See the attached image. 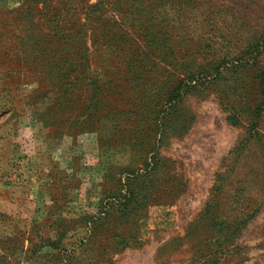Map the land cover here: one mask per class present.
Returning <instances> with one entry per match:
<instances>
[{
  "label": "rangeland",
  "instance_id": "rangeland-1",
  "mask_svg": "<svg viewBox=\"0 0 264 264\" xmlns=\"http://www.w3.org/2000/svg\"><path fill=\"white\" fill-rule=\"evenodd\" d=\"M0 264H264V0H0Z\"/></svg>",
  "mask_w": 264,
  "mask_h": 264
},
{
  "label": "trees",
  "instance_id": "trees-1",
  "mask_svg": "<svg viewBox=\"0 0 264 264\" xmlns=\"http://www.w3.org/2000/svg\"><path fill=\"white\" fill-rule=\"evenodd\" d=\"M73 13H75V14H76V12H75V11H73Z\"/></svg>",
  "mask_w": 264,
  "mask_h": 264
},
{
  "label": "crops",
  "instance_id": "crops-1",
  "mask_svg": "<svg viewBox=\"0 0 264 264\" xmlns=\"http://www.w3.org/2000/svg\"><path fill=\"white\" fill-rule=\"evenodd\" d=\"M33 142V141H32ZM33 144H34V142H33Z\"/></svg>",
  "mask_w": 264,
  "mask_h": 264
}]
</instances>
